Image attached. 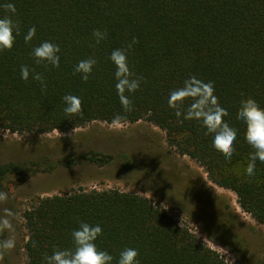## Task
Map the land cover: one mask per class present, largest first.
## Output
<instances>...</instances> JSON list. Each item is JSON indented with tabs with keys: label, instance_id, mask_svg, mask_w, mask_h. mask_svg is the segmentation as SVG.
Segmentation results:
<instances>
[{
	"label": "trees",
	"instance_id": "1",
	"mask_svg": "<svg viewBox=\"0 0 264 264\" xmlns=\"http://www.w3.org/2000/svg\"><path fill=\"white\" fill-rule=\"evenodd\" d=\"M5 3L15 5L12 18L19 22L20 34L10 51L0 52V129L19 135L66 133L94 121L113 124L117 114L125 117L121 124L148 122L164 132L169 150L195 160L210 182L232 191L239 207L264 226V163L256 162L255 176L246 174L252 149L244 140L243 122L236 118L247 97L264 107V0H0V6ZM6 14L0 7V18ZM32 26L36 35L26 44L24 36ZM94 29H106L107 39L90 47ZM133 37L138 43L128 53L129 66L144 79L129 94L133 110L124 113L108 57ZM42 41L59 45V68L35 64L31 51ZM88 57L98 63L84 82L73 68ZM21 65L30 69L28 81L20 76ZM33 69L45 76L46 92L32 80ZM193 76L213 82L215 96L228 111L225 122L238 130L231 160L213 148L212 136L205 135L198 121L177 117L168 106L169 93ZM69 93L81 99L82 117L63 112L62 97ZM110 158L79 156L101 165ZM72 164L74 160L64 165ZM39 166L1 164L0 182ZM22 218L26 264H42L44 254L54 248H72L71 232L80 221L101 226L96 244L113 256L112 264L128 247L138 250L140 264H227L164 207L137 193L79 188L37 197ZM258 263L264 264V258Z\"/></svg>",
	"mask_w": 264,
	"mask_h": 264
},
{
	"label": "rangeland",
	"instance_id": "2",
	"mask_svg": "<svg viewBox=\"0 0 264 264\" xmlns=\"http://www.w3.org/2000/svg\"><path fill=\"white\" fill-rule=\"evenodd\" d=\"M114 124L94 121L66 133L42 135L9 133L0 129V165L39 162L36 171L10 174L0 182L8 194L3 208L16 213V247L0 264H26L23 245L27 232L23 211L37 197L68 194L81 189H117L137 193L160 205L217 251L227 264H259L264 258V226L237 203L236 195L219 187L195 160L169 150L164 132L145 122ZM73 136V139H72ZM110 156L109 163H91L79 156ZM75 161V164H64ZM108 160V159H107ZM52 165V169L46 170ZM221 214H225L222 216Z\"/></svg>",
	"mask_w": 264,
	"mask_h": 264
},
{
	"label": "clouds",
	"instance_id": "3",
	"mask_svg": "<svg viewBox=\"0 0 264 264\" xmlns=\"http://www.w3.org/2000/svg\"><path fill=\"white\" fill-rule=\"evenodd\" d=\"M5 13L0 18V52L10 51L15 43L16 36L20 34V25L18 21L12 18L16 13L15 5L5 3L2 6ZM36 35V28L32 26L24 36L26 44H30ZM94 44L90 47L99 45L107 39V30L101 31L94 29L92 32ZM138 43L133 37L124 48L113 49L108 59L114 65V78L116 80L115 89L124 113L133 110V102L129 94H134L141 87L142 76H137L130 68L128 62V53L132 46ZM60 47L51 41H42L34 46L31 56L36 65L43 66L45 69L60 67ZM94 57H88L78 61L73 68V75L79 74L82 81L87 82L97 65ZM20 76L28 81L30 69L27 65H21ZM31 78L41 85V91L46 92L47 83L43 73L31 72ZM64 108L63 112L67 117H82L83 107L81 99L74 94H65L62 97ZM190 101L186 109L185 102ZM168 106L175 110L177 117L183 116L186 120H196L200 126L205 129V135L212 136V146L224 155L225 159L231 160L235 151L234 144L237 140L238 130L225 122L224 117L228 116V111L223 108L218 98L214 94L213 82H203L196 77H189L180 88L173 89L169 93ZM244 124V140L250 146L252 151L249 153V163L246 167V174L249 177L255 176L256 162L264 163V107L252 97H247L240 101L237 110V117ZM125 119L121 114L113 118L115 127L110 131H122L121 122ZM75 129L73 130V132ZM73 139V136H72ZM8 194L0 191V204H6ZM16 213L9 208H3L0 214V235L5 231L14 232L13 219ZM102 228L99 224L92 225L85 221H80L77 228L71 232L72 248H54L51 254H44L42 264H112L113 256L105 250L97 247L96 240L102 235ZM36 244L33 241V247ZM16 247L14 235L8 238L0 239V261H3L5 255ZM139 252L134 248H125L119 253L116 264H140L137 259Z\"/></svg>",
	"mask_w": 264,
	"mask_h": 264
}]
</instances>
